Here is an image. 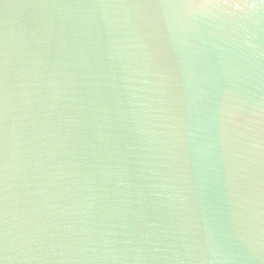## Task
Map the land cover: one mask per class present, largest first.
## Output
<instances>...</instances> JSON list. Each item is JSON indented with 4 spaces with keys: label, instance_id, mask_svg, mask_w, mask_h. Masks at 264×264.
I'll list each match as a JSON object with an SVG mask.
<instances>
[{
    "label": "water",
    "instance_id": "water-1",
    "mask_svg": "<svg viewBox=\"0 0 264 264\" xmlns=\"http://www.w3.org/2000/svg\"><path fill=\"white\" fill-rule=\"evenodd\" d=\"M0 264H264V0H0Z\"/></svg>",
    "mask_w": 264,
    "mask_h": 264
}]
</instances>
